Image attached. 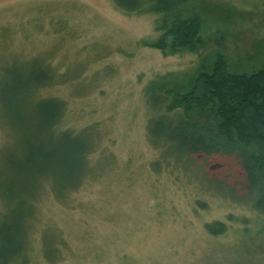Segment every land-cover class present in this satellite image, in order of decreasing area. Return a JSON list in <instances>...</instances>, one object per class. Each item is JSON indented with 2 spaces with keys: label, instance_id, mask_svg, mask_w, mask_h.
<instances>
[{
  "label": "rangeland",
  "instance_id": "1",
  "mask_svg": "<svg viewBox=\"0 0 264 264\" xmlns=\"http://www.w3.org/2000/svg\"><path fill=\"white\" fill-rule=\"evenodd\" d=\"M175 1L170 16L126 14L111 0H0V250L20 229L28 241L24 261L0 251V264H264V214L237 159L195 155L189 169L155 170L162 149L146 138L141 95L167 73L192 79L216 52L231 71L259 68L264 0ZM179 15L200 19L197 50L150 47ZM43 80L52 84L36 94L61 103L59 128L90 142L91 173L75 190L60 180L67 144L49 140L40 99L24 92ZM216 221L225 231L208 233Z\"/></svg>",
  "mask_w": 264,
  "mask_h": 264
},
{
  "label": "trees",
  "instance_id": "2",
  "mask_svg": "<svg viewBox=\"0 0 264 264\" xmlns=\"http://www.w3.org/2000/svg\"><path fill=\"white\" fill-rule=\"evenodd\" d=\"M111 1L126 14L146 11L165 12L172 16L179 5L175 0ZM172 18L169 24L166 21L168 17L163 19L162 27L166 28L163 37L149 46L163 51L167 48L196 51L201 41L200 19L196 16L181 18L180 15ZM209 63L201 66L187 81L182 80L180 74L167 73L148 81L143 87V101L152 113L146 123V138L150 145L162 149V160L152 166L157 170L160 162L169 164V161H174L189 169L187 164H192L195 155L233 156L245 174L246 198L250 206L264 214V62L250 72L231 71L225 56L216 52ZM50 84L52 82L49 81L34 82L32 85L27 83L24 92L28 93V89L34 88L36 94L38 88ZM38 99L45 109L44 116L48 117L49 128L46 130L49 140L59 137L60 143L64 146L67 144L64 156L72 158L65 164L69 175L60 180L67 185L66 191L75 190L91 173L87 155L91 149L89 139L81 140L79 132L59 128L63 110L58 100ZM71 143L73 150L69 149ZM28 170L31 172V168ZM27 191L26 188L24 195L27 194L29 207L32 208L37 198L34 200ZM55 197L64 199L62 194ZM20 202L19 206L23 208L26 201L21 199ZM205 229L217 235L225 231V224L220 221L206 223ZM26 235L20 229L14 239L11 236L13 243L10 250L6 249L8 244L2 246L1 253L13 256L9 263L19 262V259L24 261L28 244Z\"/></svg>",
  "mask_w": 264,
  "mask_h": 264
}]
</instances>
